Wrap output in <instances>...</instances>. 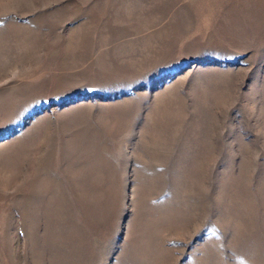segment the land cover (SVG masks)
<instances>
[{"label":"rangeland","instance_id":"rangeland-1","mask_svg":"<svg viewBox=\"0 0 264 264\" xmlns=\"http://www.w3.org/2000/svg\"><path fill=\"white\" fill-rule=\"evenodd\" d=\"M0 264H264V0H0Z\"/></svg>","mask_w":264,"mask_h":264}]
</instances>
